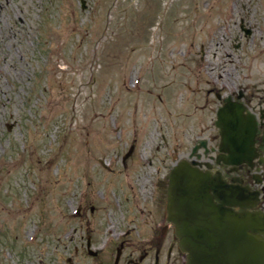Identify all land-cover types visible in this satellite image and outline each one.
Listing matches in <instances>:
<instances>
[{"label": "rangeland", "instance_id": "1", "mask_svg": "<svg viewBox=\"0 0 264 264\" xmlns=\"http://www.w3.org/2000/svg\"><path fill=\"white\" fill-rule=\"evenodd\" d=\"M239 87L264 102V0H0V264H183L138 178Z\"/></svg>", "mask_w": 264, "mask_h": 264}, {"label": "water", "instance_id": "2", "mask_svg": "<svg viewBox=\"0 0 264 264\" xmlns=\"http://www.w3.org/2000/svg\"><path fill=\"white\" fill-rule=\"evenodd\" d=\"M220 151L227 165L250 162L256 122L236 104L220 109ZM248 197L250 199H248ZM254 195L188 168L183 162L172 172L167 193V218L175 226L186 264H264V217L244 211ZM240 207V212L232 207ZM91 255H95L90 253ZM118 251L115 263L118 264Z\"/></svg>", "mask_w": 264, "mask_h": 264}, {"label": "flooded vegetation", "instance_id": "3", "mask_svg": "<svg viewBox=\"0 0 264 264\" xmlns=\"http://www.w3.org/2000/svg\"><path fill=\"white\" fill-rule=\"evenodd\" d=\"M257 94L261 93L263 90L255 89ZM250 97H248V93L246 92V89L240 88L235 94L233 92L229 97L231 102H237L244 106L246 109L245 112L251 113L255 116L257 121V133L255 136L254 141V160L250 161L249 163L242 164L240 166H226L223 163V160L221 159L225 157L224 155L219 153V145H220V137H219V131L217 129V136H212L211 138L203 139L201 141H196L194 144V147H200V149L197 150V152L194 154L192 158H190V155L192 153V149L189 152L188 160H193L194 164H192L193 161H189L190 165L194 167V169H197L200 172L204 173H210L213 176L220 175L221 179L224 180L227 184L233 186V187H240L242 189H245L250 194H257V200H253L249 202V200L246 202L247 207H249L250 203L253 207L252 211H258L264 216V102L262 104H252L253 98H255L254 93H249ZM258 97V95H256ZM253 105V106H252ZM262 105V106H260ZM204 144V146H202ZM193 147V148H194ZM178 164L173 165L170 168L164 167L162 168V172L159 171L160 177H153L145 174L144 177L146 180H142V177L138 178V181H140L137 185L140 187H147V185H153V190L150 193L149 198L145 199V202H142L143 204H149L150 202H153L157 199L159 195L161 196L160 205L161 208L164 210V214L162 216V221L160 222L161 230H159L162 234V236L165 237V235L170 232V234L173 235L175 241L174 245L176 246V251L180 255L181 258L185 259L184 255L179 251L178 248V241L175 237V227L172 223L168 221L167 213H166V194L168 189V182L169 177L173 169ZM143 181V184H142ZM151 181L152 183H149ZM165 186V189H164ZM139 189L141 190V188ZM147 189V188H146ZM157 192V193H156ZM160 193V194H159ZM157 194L158 197H157ZM146 197V196H145ZM132 204L135 205L134 207L138 212L141 214L140 206H138L139 202H141L139 199H132ZM139 201V202H138ZM164 201V203H163ZM159 203V202H158ZM251 206V207H252ZM238 211V209H235ZM147 223V221H146ZM151 229L155 230L156 227H159V225H153L152 222H148ZM174 245L170 244L167 249L164 252V263L166 261H172L174 256ZM161 245H156L155 247V253L153 257L154 264H160L161 261ZM183 255V257L181 256ZM145 257V253L141 255L139 260L137 262L128 261L127 264H142L143 259ZM183 264H185V260L183 261Z\"/></svg>", "mask_w": 264, "mask_h": 264}]
</instances>
